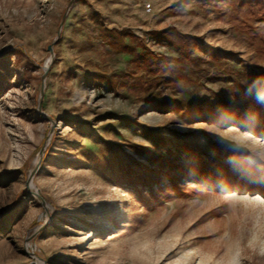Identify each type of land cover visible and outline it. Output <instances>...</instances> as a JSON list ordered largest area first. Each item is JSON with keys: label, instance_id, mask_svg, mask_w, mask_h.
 <instances>
[{"label": "rangeland", "instance_id": "374dc122", "mask_svg": "<svg viewBox=\"0 0 264 264\" xmlns=\"http://www.w3.org/2000/svg\"><path fill=\"white\" fill-rule=\"evenodd\" d=\"M69 2L0 0V264H264L261 14Z\"/></svg>", "mask_w": 264, "mask_h": 264}, {"label": "water", "instance_id": "95a60500", "mask_svg": "<svg viewBox=\"0 0 264 264\" xmlns=\"http://www.w3.org/2000/svg\"><path fill=\"white\" fill-rule=\"evenodd\" d=\"M74 2V0H70L69 2V7L67 8L66 12L64 13L62 19H61V22L59 24V31H58V34H57V37L56 39L48 46V50L50 51L51 55H54V45L55 43L60 39L61 37V31H62V28H63V25H64V22L66 20V17H67V13L70 9V6L72 5V3ZM50 70V64L49 62L47 63V66L45 67V71H44V74H43V84H42V87H41V90H40V96H39V101H38V112L39 114H41L42 116H44L46 119L50 120L52 122V126H51V129H50V135L53 134L54 130H55V125L57 123V121L55 120V118H53L51 115L45 113L43 111V97H44V94H45V79L48 75V72ZM45 149H46V146L44 145L42 147V149L39 151V160L35 166V168L31 171L29 177H28V188L29 190H31L30 188V184L32 183V180H33V177L34 175L36 174V172L39 170L40 168V165H41V161H42V157L44 155V152H45ZM39 200H41L43 203H44V199L43 197L38 193V192H35L34 193ZM44 225H42L40 228H42ZM31 238H28L27 239V242L26 244L30 241ZM27 253H29L32 257H35L37 258V255L33 252H29L27 251Z\"/></svg>", "mask_w": 264, "mask_h": 264}, {"label": "trees", "instance_id": "16d2710c", "mask_svg": "<svg viewBox=\"0 0 264 264\" xmlns=\"http://www.w3.org/2000/svg\"><path fill=\"white\" fill-rule=\"evenodd\" d=\"M247 2H252V5H251V10L254 14H261V19L264 20V11L263 8H264V2L262 4V2H260L259 0H246ZM255 35H258L261 40L263 41L264 37L262 36V34L260 33H254ZM263 46H264V41H263ZM232 161L235 163L234 166H235V170H236V175L237 176H241L243 173L244 174H247V176H251V170H250V167L251 166H247V165H244V164H239L240 163V160L236 157V156H233L232 157ZM237 163V164H236Z\"/></svg>", "mask_w": 264, "mask_h": 264}, {"label": "built area", "instance_id": "2783aa9c", "mask_svg": "<svg viewBox=\"0 0 264 264\" xmlns=\"http://www.w3.org/2000/svg\"><path fill=\"white\" fill-rule=\"evenodd\" d=\"M31 248H32V240H30L27 244H26V249L28 251H31ZM34 253V252H33Z\"/></svg>", "mask_w": 264, "mask_h": 264}, {"label": "bare ground", "instance_id": "6f19581e", "mask_svg": "<svg viewBox=\"0 0 264 264\" xmlns=\"http://www.w3.org/2000/svg\"><path fill=\"white\" fill-rule=\"evenodd\" d=\"M36 160H39V157H38ZM34 168H35V167H34ZM34 188H35V187H34V183L32 182V183H31V190L35 193Z\"/></svg>", "mask_w": 264, "mask_h": 264}]
</instances>
